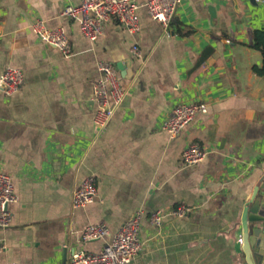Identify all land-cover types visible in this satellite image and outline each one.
I'll list each match as a JSON object with an SVG mask.
<instances>
[{
    "label": "crops",
    "instance_id": "obj_1",
    "mask_svg": "<svg viewBox=\"0 0 264 264\" xmlns=\"http://www.w3.org/2000/svg\"><path fill=\"white\" fill-rule=\"evenodd\" d=\"M80 1L0 0V73L11 65L25 74L17 93L0 89V170L19 196L0 227V264H66L75 250L100 251L137 209L144 246L132 264H245L242 213L255 191L264 195V73L255 70L264 57L253 45L264 0H182L169 29L137 0L139 32L111 18L94 41L63 12ZM39 18L68 33L71 54L34 32ZM100 61L128 89L103 130L92 93ZM198 100L208 111L172 138L165 119ZM192 141L207 155L187 165ZM90 175L98 197L74 208L73 190ZM182 203L193 211L151 223L152 211ZM98 223L110 234L83 240Z\"/></svg>",
    "mask_w": 264,
    "mask_h": 264
},
{
    "label": "built area",
    "instance_id": "obj_2",
    "mask_svg": "<svg viewBox=\"0 0 264 264\" xmlns=\"http://www.w3.org/2000/svg\"><path fill=\"white\" fill-rule=\"evenodd\" d=\"M182 0H147L145 5L149 14L169 29L177 14ZM140 2L137 0H81L78 4L67 5L64 14L79 18L82 33L90 40H97L105 32V23L116 18L129 31L139 32L141 20L139 15ZM34 32L45 42L58 47L64 54L72 53L68 33L62 28H51L39 18L33 25ZM133 51L140 54L139 47ZM98 68L100 77L92 83L93 100L95 103L94 122L99 130H103L112 120L117 108L122 104L128 89L123 85L117 67L110 61H100ZM25 82L24 71L15 66H7L0 73V89L7 95L21 90ZM208 104L204 101L180 102L170 112L162 124V128L172 137H178L199 113H206ZM207 150L198 142L192 141L185 147L182 158L187 165H196L204 160ZM98 197V188L94 175L86 177L72 193L74 208L86 207ZM19 196L15 190L13 176L0 170V227H9L13 213L11 205ZM193 211L188 204H179L170 209H157L151 212L150 221L153 225H161L167 215L185 216ZM143 209H137L117 230L114 238L107 242L100 251L75 250L66 264H132L135 256L143 249L144 240L141 236ZM110 234L109 227L104 223L89 224L83 230V240L91 241L105 238ZM241 240V239H240ZM242 241V240H241ZM5 244L0 242V252Z\"/></svg>",
    "mask_w": 264,
    "mask_h": 264
},
{
    "label": "water",
    "instance_id": "obj_3",
    "mask_svg": "<svg viewBox=\"0 0 264 264\" xmlns=\"http://www.w3.org/2000/svg\"><path fill=\"white\" fill-rule=\"evenodd\" d=\"M250 1L258 3L257 0ZM241 220L245 264H264V195L258 196V190L246 204ZM239 242L241 244L242 241Z\"/></svg>",
    "mask_w": 264,
    "mask_h": 264
},
{
    "label": "trees",
    "instance_id": "obj_4",
    "mask_svg": "<svg viewBox=\"0 0 264 264\" xmlns=\"http://www.w3.org/2000/svg\"><path fill=\"white\" fill-rule=\"evenodd\" d=\"M253 37H254V43H253L254 47L261 50L264 57V29L255 30L253 33ZM255 70L257 73L263 74L264 62H263V66H258L255 68Z\"/></svg>",
    "mask_w": 264,
    "mask_h": 264
}]
</instances>
